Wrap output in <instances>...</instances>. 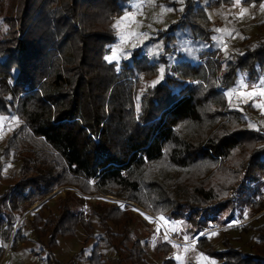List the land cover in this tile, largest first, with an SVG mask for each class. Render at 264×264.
<instances>
[{
	"label": "trees",
	"instance_id": "obj_1",
	"mask_svg": "<svg viewBox=\"0 0 264 264\" xmlns=\"http://www.w3.org/2000/svg\"><path fill=\"white\" fill-rule=\"evenodd\" d=\"M129 1L0 0V23L5 24L0 34V120H15L7 124V136H0L1 243L8 241L18 217L33 201L46 198L67 177L78 186L91 182V188L104 196L150 203L172 217L178 216L174 211L180 212L182 207L204 213L231 204L242 173L244 187L253 183L249 194L253 199L238 200L252 218L264 211V121L255 118L252 102L246 106L237 100L226 101L224 96L239 76L256 82L264 77L263 7L256 10L261 11L260 21L244 23V32L234 41L224 34L222 42L217 27L227 33L238 22L229 11L226 16L221 13L224 4L231 8L232 0H184L185 26L198 38L194 42L190 32L185 35L186 42L192 43L194 58L184 48L176 52L170 24L142 36L136 34L138 51L122 46L119 60L107 59L116 43L114 23ZM245 1V7L252 8L264 2ZM158 2L167 3L153 0L148 13L155 12ZM210 12H214L215 23L207 17ZM154 33L158 44L152 45L148 37ZM20 122L25 133L40 140L48 153L22 149L31 155L20 161L15 158L21 148ZM9 162L17 167L10 171L6 167ZM215 174L229 180L216 182ZM207 178L216 183L205 186ZM65 196L52 222V201L30 217L27 230L37 241L48 236L53 247L58 230L65 232L61 229L64 224L79 226L87 240L96 243L90 255L83 257L84 264H109V250L122 257L123 264H175L170 259L171 244L163 236L155 243L149 240L153 244L151 258L146 251L150 245L147 238L133 237L126 245L135 226L120 233L111 231L118 225L114 216L120 210L90 207L83 222L80 214H71L75 212L69 205L82 199L70 190ZM208 219L210 222L211 217ZM229 221L222 230L233 227ZM97 226L98 233L92 235ZM222 230L192 247H207L200 253L221 258L212 253L210 243H218ZM263 232L257 234L256 256L229 253L233 262L237 260L235 264H264ZM19 236L17 230L11 246ZM36 245L38 252L31 250V257L43 254ZM2 253L0 248V260Z\"/></svg>",
	"mask_w": 264,
	"mask_h": 264
},
{
	"label": "rangeland",
	"instance_id": "obj_2",
	"mask_svg": "<svg viewBox=\"0 0 264 264\" xmlns=\"http://www.w3.org/2000/svg\"><path fill=\"white\" fill-rule=\"evenodd\" d=\"M152 1L153 0L129 1V7L126 9L125 13H122L120 16H118L116 22L114 23L117 32L116 43H118H115L116 45L114 44L111 46L109 51L110 54L108 57H114V60H119V55L123 49L122 46H133V49L135 51H138L139 43L137 42L138 46L136 42L134 43L136 34L142 36V33L144 32L148 33L153 30H160L161 27L171 24L174 27H172L171 32L174 36L172 44L175 45L174 48L176 52L181 51L184 48L188 55L194 58V54L192 51V43L191 41L186 42L185 37V35L188 34L190 30L185 26L184 23V20L186 19L184 18V13L186 14L187 11L184 0H165L167 2L166 5H170L169 8L166 5L164 6V2V4L162 3V5L161 2H158L156 5L155 12L148 13L146 9L151 8L150 6L152 5ZM171 1L173 2L172 4ZM213 1L214 0H210V2ZM239 1L242 3L246 2L245 0ZM193 2L196 3V0H193ZM231 2V8L229 9V7H227L228 3H226L224 4V6H222L223 8L221 10V13L226 16L229 11V14L231 13L232 16L233 14L235 15L238 22L232 24L230 20L228 23L232 25L227 33H225V31L220 26L217 27L216 32H218V34L220 35L219 37L221 38L222 42L223 40H225V37H229V35H231L229 38L230 41L236 40V37L241 36L242 32H244V28H246L242 25L244 23L248 24L255 20H258L261 11L256 10L259 7H263L264 9V2L261 3L260 1L257 3V8L255 6L254 8H252L251 6L245 7L244 3L242 6V3L239 4L237 0H232ZM162 6L164 7L162 8ZM96 9L99 8L96 6ZM242 12L243 15H241ZM148 14L151 16L146 17ZM207 17L212 23L216 22L214 12H210L209 14H207ZM260 20L261 19H259L258 21ZM240 25L242 27H240ZM4 28L5 24L1 22L0 34L3 33L2 30H4ZM252 29L255 28H251V30ZM155 33L153 35H149L148 37V40L152 45L158 44L157 36ZM234 33H236V35H234ZM190 34L192 35L191 32ZM192 37L194 42L198 41V38H195V36L193 35ZM123 43H125L126 45H123ZM128 43L130 44L128 45ZM132 43L134 44L131 45ZM148 78L149 75H146L145 79ZM247 80L248 79L246 77L244 78V76L237 77L233 83V86L224 92L226 101H228L229 99H233L237 100L242 105L248 106L254 98H258L260 101L258 103V106L255 107L257 116L255 118H257V120H259L260 118L261 121H264V95L260 94L262 88H264V77H260L257 82ZM249 93H254V95H248ZM10 122L15 123V120L10 118H6L5 121L0 120V136H7L5 131L7 124H11ZM20 124L22 125H20L18 134L21 133V135L19 137L18 143H20L21 148L19 147L17 149V154L15 155V158L20 161L23 157L31 155L30 152L23 151L22 149L35 148V151H32V153H36V151L42 154L48 153V148L40 140H36L29 137V135L25 133L27 131L23 126L24 124L22 122H20ZM239 156L241 155L239 154ZM6 167L11 171L14 170L17 166L14 162H9L7 163ZM4 172L7 173L6 170H4ZM66 179L69 181H63V185L55 188L50 194L47 195L46 198L42 200H34L33 203L24 212V214H21L18 217V220L15 226L13 227L12 232L9 234L8 241L6 243H1L0 241L1 252L3 251L2 258L0 261L4 259V262L0 264H84L85 261L83 260V257L87 258L90 255V253L96 246V243L93 239L87 240V235L84 234L81 227L74 226L70 228L67 227L70 225L64 224L61 229H64L65 232H62V230L60 229L58 230V236L55 237V239L53 240V247L51 246L52 244H49L47 240L48 236H46L43 241H37L36 237H32L30 235V232H28L27 230L30 228L29 225L32 222V219L30 217H32L40 210L42 204L48 203L50 201L54 203L55 206L52 211H50V219L51 222L56 219L59 213V209L57 212L55 210L59 208L58 205L60 203V199H64V197H67L65 196L66 190L72 191L74 195L82 199V202L78 201L76 205L70 200V198H68L67 200L71 201L69 203V205H71L72 207L71 211L75 212L71 214H80L81 216L79 219H84L83 222L88 219L85 218V216L86 213H89L90 207L98 206V208H103V206H112L120 210V214L123 211V214H119L117 217L114 216V221L118 225L116 227H113L111 231L120 233L123 230H127L128 227L135 226L134 228H132L134 232L131 233L130 236L128 235L127 237L128 239L126 241V245L129 246L130 242L133 241V237H139L141 235L142 237L147 238L148 243L150 245L146 246V251L147 255L151 258H153V253L151 251L153 244L152 241L150 242L149 240L153 239V242L155 243L156 240H158L159 238L161 239L162 236L171 244L173 255L170 259L175 261V264H235V262L237 261V256L234 257L236 261L233 262V260L229 256V253L236 251H239L241 254L249 258L256 256V250L258 245L257 234L258 231L264 230V216H259L264 214V211L252 218L251 213H248V208L243 206L245 204L241 203L240 199L238 200V198H247V201L253 199V196L249 195L251 189L253 188V183H251L250 186H247L249 189L247 187H244L242 173H240L239 178L237 180L241 182L238 189L233 194L234 197L233 202L231 204L226 206L224 205L219 209H211L210 211L204 213L188 211L182 207L180 212L174 211V214L177 213L179 217L174 215L172 217H169V212H165L159 207H152L150 203H142L133 199L126 200V198L124 197L122 198L113 194H110V196L101 195L100 193L95 192L91 188V182H88V184L85 186L80 185V187L77 184L71 182L68 177ZM213 179L216 180V182L219 180L224 182L228 181L229 177H219L218 174H215ZM216 182L213 181L211 178H207L205 186H209L210 184L213 185ZM228 183L226 185H228ZM258 185L261 186V183H259ZM243 187L244 189H242ZM255 190L257 189L255 188ZM243 191L247 192H244L243 195H240ZM259 193H262V191H260ZM154 203L158 205L156 200H154ZM6 206H10V202H8ZM174 209L177 210L175 206ZM192 213H197L195 218L192 216L190 217ZM228 215H231L232 218L231 216L228 217ZM209 216L211 217L210 222H208ZM238 217L246 220L242 222ZM255 218L257 219L254 220ZM138 221H140L141 224H136V222ZM228 221L233 227L222 230V225ZM249 222L252 223L243 229L236 228L245 226ZM96 223H98V221ZM142 223L145 225H142ZM17 227L19 229H17ZM98 228L99 226L93 229L91 234H97ZM138 228L143 230L145 233H142V231H140ZM17 230L20 235L19 239L13 243V246H11V238ZM220 230L222 231L218 234V243H210V249L213 254L220 255L221 258L217 259L215 257H210L207 254H201L200 251L204 252L207 247H192L198 240L206 238L207 240H210L212 234L214 235L215 233H218L217 231ZM159 232H161V234H159ZM169 238H173L174 240H172L176 243H183L189 245L186 248L184 247L180 249L179 246L171 242ZM117 240L120 241L119 238H117ZM167 241L164 242L168 243ZM36 244L39 245V250H42L43 254H39V257H31V250L37 251L38 249V246ZM106 258L107 260H110L109 264H123L121 261L122 257L116 255L115 251L109 250V254H106ZM115 259H117L116 263L113 262V260ZM47 260L51 261L47 263Z\"/></svg>",
	"mask_w": 264,
	"mask_h": 264
},
{
	"label": "built area",
	"instance_id": "obj_3",
	"mask_svg": "<svg viewBox=\"0 0 264 264\" xmlns=\"http://www.w3.org/2000/svg\"><path fill=\"white\" fill-rule=\"evenodd\" d=\"M259 99L258 98H254L253 99V101H252V103L254 104V105H256V106H258V103H259ZM175 244H177L178 246H179V248L181 249V248H186V247H188V245L189 244H183V243H175Z\"/></svg>",
	"mask_w": 264,
	"mask_h": 264
},
{
	"label": "snow or ice",
	"instance_id": "obj_4",
	"mask_svg": "<svg viewBox=\"0 0 264 264\" xmlns=\"http://www.w3.org/2000/svg\"><path fill=\"white\" fill-rule=\"evenodd\" d=\"M237 2H239V0H237ZM241 15H243V12L241 13ZM114 57H108L107 59H113ZM161 73H163V69H161ZM155 83V82H154ZM261 95H264V88H262L261 90ZM248 95H254V93H249Z\"/></svg>",
	"mask_w": 264,
	"mask_h": 264
},
{
	"label": "clouds",
	"instance_id": "obj_5",
	"mask_svg": "<svg viewBox=\"0 0 264 264\" xmlns=\"http://www.w3.org/2000/svg\"><path fill=\"white\" fill-rule=\"evenodd\" d=\"M169 240H170L171 242H173L174 244L176 243V242L172 241L171 238H169Z\"/></svg>",
	"mask_w": 264,
	"mask_h": 264
},
{
	"label": "water",
	"instance_id": "obj_6",
	"mask_svg": "<svg viewBox=\"0 0 264 264\" xmlns=\"http://www.w3.org/2000/svg\"><path fill=\"white\" fill-rule=\"evenodd\" d=\"M172 240V239H171ZM173 241V240H172Z\"/></svg>",
	"mask_w": 264,
	"mask_h": 264
},
{
	"label": "bare ground",
	"instance_id": "obj_7",
	"mask_svg": "<svg viewBox=\"0 0 264 264\" xmlns=\"http://www.w3.org/2000/svg\"><path fill=\"white\" fill-rule=\"evenodd\" d=\"M112 199V198H111Z\"/></svg>",
	"mask_w": 264,
	"mask_h": 264
}]
</instances>
